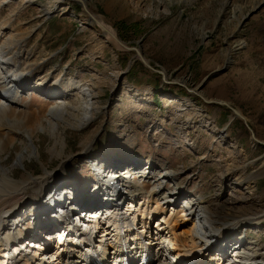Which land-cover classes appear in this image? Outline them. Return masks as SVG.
<instances>
[{"label":"rangeland","instance_id":"374dc122","mask_svg":"<svg viewBox=\"0 0 264 264\" xmlns=\"http://www.w3.org/2000/svg\"><path fill=\"white\" fill-rule=\"evenodd\" d=\"M70 1L34 0L13 23L21 25L20 32H31L26 50L42 66L40 77L50 78L45 84L54 77L90 84L98 107L82 130L58 122L57 139L66 145L59 156L53 153L54 140L39 130L33 140L39 157L26 156L22 166L15 165L23 146L20 131L14 132L18 138L1 155L14 177L37 178L66 162L61 183L82 188L95 179L87 160L78 158L86 138L93 136L91 153L98 162L135 159L176 173L175 187L212 209L218 230L235 219L264 214V5L234 32L241 17L263 0H86L93 18L115 32L123 49L110 47L100 26ZM46 7L54 12L44 17ZM138 41L155 70L129 49ZM228 54L226 69L210 73L221 69ZM156 70L164 71V78ZM27 88L34 89L20 96L21 111L51 102L44 85ZM131 175L138 184L140 175ZM240 181V186L229 185ZM145 186L148 191L150 185ZM164 187L173 188L167 182ZM23 219L19 227L28 215ZM228 236L249 249V258L264 261V219Z\"/></svg>","mask_w":264,"mask_h":264},{"label":"bare ground","instance_id":"6f19581e","mask_svg":"<svg viewBox=\"0 0 264 264\" xmlns=\"http://www.w3.org/2000/svg\"><path fill=\"white\" fill-rule=\"evenodd\" d=\"M19 1L0 0V245L5 247L4 240L7 236H9L7 243L15 240L11 238V234L22 228L19 226L24 220L22 214L28 208L27 204L37 208L38 216L31 227V230L33 227L35 230L31 233L32 235L28 236L29 246H24L25 242L20 250L18 244H15L13 251L18 253H14L15 255L11 256L10 261H13V264H23L24 261H28L26 264H41V262H46L44 261L45 254H51L54 251V257H56L48 260L47 264H50L53 259L55 264H92L93 256L89 252H97L93 248L103 245L104 238L107 239L106 244L110 250H108L109 252L104 250L103 264H121L123 261V264H130L125 260L132 256L135 257L134 262L139 261V252H150L152 245L156 251L148 264H156L160 259H164L165 255L168 256L167 249L171 252L174 251L167 257L170 264H174L178 260L177 256L184 257L186 255L195 258L198 256L199 263L204 260L208 264L210 262L245 264V261L248 260L254 264V262L263 261L249 258V255H246L249 254L247 251L249 249L246 250L240 241L235 242L228 235L231 230L239 226L257 224L264 219V214L248 219H235L233 223L226 224L218 230L217 224L211 216L212 209L205 206L201 199L192 197L184 190L175 187L174 175L176 173L155 165L153 162L142 163L135 159H132L131 163H121L118 158H115L116 162L108 163L107 160L98 162L91 153L93 136L86 138L78 158L87 160L95 179L93 178L91 183L82 188L73 184L64 186L61 183L64 180L63 167L66 164L63 161L55 172L45 171L37 178L27 177L20 181L21 179L18 180L14 177V172L5 166L1 157L8 146L14 144L18 138L14 132L20 131V135H22L20 144L23 146L22 152L17 154L14 159L15 165L22 166L26 156L27 158L30 156L39 157V151L33 141L39 130L47 133L54 140L53 153L59 156L66 145L64 141L60 142L57 139L61 126L58 122L62 121L65 123L63 126H71L78 131L82 130L84 126L90 124L98 107V93H95L94 86L90 84L82 85L79 80L76 81L71 77H54L50 85L45 84L50 82V78L40 77L41 74L37 71L42 66L32 62L34 55L26 50L31 32H20L21 25L18 23L14 26L13 23L19 19L28 6L33 4L34 0H23L22 4L14 7ZM62 1L64 0H56V2ZM85 2L86 0L72 1V3L82 6L88 17L100 26L104 40L110 47L123 49L124 45L121 44L115 32L97 18L94 19L93 14L87 10ZM3 10H9L6 16L3 15ZM68 11L77 19L71 9ZM52 12H54L52 7H46L43 8L42 15L47 17ZM141 42L138 41L136 43L138 47H135L142 53L139 58L145 61L151 70H155L144 58L140 49ZM161 72L164 74V71L161 70ZM31 83L36 89L44 85L47 92L45 97L51 99V102L42 103L41 108L35 111H21L19 108V103L22 101L20 96L28 94L34 89L27 88V85ZM59 88L63 91H56ZM235 111V116L241 117L240 119L245 123L244 117L238 110ZM247 130L251 139L256 140L248 125ZM121 137L119 134L115 136L118 141ZM56 145H60L57 150H55ZM123 164H125L124 167ZM117 166L120 168L118 169ZM131 174L140 175L141 180L138 184L129 178ZM136 178L138 179V177ZM165 182L172 184L173 188L164 187ZM232 183L229 184L231 187L240 186L242 181L238 184ZM146 184L151 188H148V191L145 188ZM61 191L69 194L67 202L64 204V208L68 211L74 208L72 205L75 202L79 205H86L88 202L95 203L98 207L88 209L87 215L95 216L94 221L97 222V227L103 228L106 223L107 228L101 231L102 234L98 235L95 243L88 241L83 245L68 242L62 245V239H58L47 246L45 244L43 253H40L39 250L42 249V246L39 244L46 242L45 238L40 237L35 242L31 237H34L39 231V228H36L38 225L53 222L43 212L44 205L49 201H55L56 194ZM44 193L49 195L48 199L45 197L46 194L43 196ZM118 222H131L130 229L124 228V235H117L113 232L115 231L114 224ZM110 224L113 225V228L108 230ZM36 243L39 246L38 250L29 249L32 248L30 245ZM163 245L167 249H163ZM49 249L51 252L48 253ZM257 253L255 250L252 252L254 255ZM33 259L35 261L30 263L29 260ZM0 264H5L1 253Z\"/></svg>","mask_w":264,"mask_h":264},{"label":"water","instance_id":"95a60500","mask_svg":"<svg viewBox=\"0 0 264 264\" xmlns=\"http://www.w3.org/2000/svg\"><path fill=\"white\" fill-rule=\"evenodd\" d=\"M264 5V0L259 4V5H257L256 7H255V9H253V10H250L249 12H247L243 17H241V20L237 23V25H236V27L234 28V32H235V30L240 26V24L243 22V21H245V20H247V18L248 17H250V14H252V13H254L255 11H257L259 8H261L262 6ZM261 6V7H260ZM72 16H74V15H72ZM75 17V16H74ZM219 20H217L216 22H218ZM215 22V23H216ZM129 49H131V50H134L136 53H137V56L139 57V55H141L142 53H141V51H139V50H137V48H135V47H130ZM230 56V55H229ZM229 56L227 57V59L228 60H225L223 63V66L221 67V69H219L218 71H212V72H210V73H214V72H221V71H223L224 69H226V67L231 63L230 62V58H229ZM140 59V61L143 63V64H145V65H147V63H145V61H143L141 58H139ZM156 72L157 73H160L161 75H162V78H164V74H163V72H161V70H156ZM208 75V74H207ZM206 75V76H207ZM206 78V77H205ZM188 90V89H187ZM188 92L191 94V93H194V92H190L189 90H188ZM196 93V92H195ZM202 99V101H204L205 102V100L203 99V98H201ZM232 112L234 113V114H236V111L235 110H233L232 109ZM241 118V117H240ZM242 120V119H241ZM243 121V120H242ZM247 127V126H246Z\"/></svg>","mask_w":264,"mask_h":264}]
</instances>
